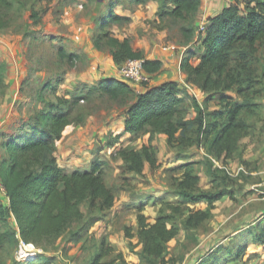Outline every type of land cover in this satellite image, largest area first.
<instances>
[{
	"label": "rangeland",
	"instance_id": "1",
	"mask_svg": "<svg viewBox=\"0 0 264 264\" xmlns=\"http://www.w3.org/2000/svg\"><path fill=\"white\" fill-rule=\"evenodd\" d=\"M232 1L243 9L247 0ZM6 2L4 5L0 3V67L5 68L0 73V106L5 116L10 113L8 117L15 120H6L4 130L7 129V133L1 131L3 126L0 128V144L11 137L9 135L18 129L22 121L29 119L43 103H56L54 97L57 96L84 98L72 117L74 123L83 122L67 127L62 138L56 142L57 164L67 171L88 170L92 160L99 159L105 184L114 195V205L92 227L84 228L89 223L88 218H84L74 222L55 241L42 243L41 246L33 244L37 252L31 260L18 259V241L15 244L6 243L0 251V264H89L100 252L102 242L115 251L114 255L104 258V262L113 261L116 252H120L123 257L121 263L143 264L139 260L142 245L137 239V216L141 214L153 224L164 203L179 201L174 192L182 178L184 165L194 163L193 170L199 177L201 191L214 189L218 181L207 170L210 165L208 157H213L208 143L202 139L199 144L171 148L164 136L150 138L148 134L133 141L130 135L124 133L123 119L129 103L89 94L93 86L102 79L112 78L114 74L115 63L108 61L111 58L109 49L101 45V50L97 51L92 45V38L100 33L97 29L99 22L109 12L110 0ZM113 2L115 14L122 13L117 6L127 10L126 0ZM73 3L77 4V8L73 7ZM134 10V13L137 12L139 7ZM145 11L143 9L134 14L138 21L111 25L103 31L115 38L129 39L135 51L142 52L146 60L154 59L150 61L161 63L159 72L148 75L150 80L146 85L155 87L161 82H177L183 86L180 80L183 75L178 71L180 58L187 49H192L195 55L193 63L197 60L201 50V45L196 42L198 33L188 44L179 31L181 23L175 24L169 18L160 20L151 14L145 15ZM68 14L74 18L72 24L63 20ZM67 24L72 26L67 27ZM198 26L196 23V31ZM59 49L77 54L82 60L74 66L63 62L57 57ZM122 64L117 65L118 68ZM250 68L257 70V65ZM47 81L51 87L44 91ZM243 81L247 85L246 73ZM146 85L141 89H132L140 93ZM198 91L196 89L195 92L197 102L206 113V122L212 123L213 116L208 114L221 111V106L214 99L206 101V95H200ZM39 92H42V99H38ZM245 93L250 102L241 117L250 126L249 134L239 141L234 159L225 162L215 159L219 166L229 167L232 172H236L237 164L242 165L245 173L235 177L227 175L221 187H226L232 196H225L214 203L212 218L196 230L180 231L166 245L159 264H196L219 248L231 250L236 247H246V252L233 264H264V244H254L251 235L258 231V223L264 225V123L259 122L264 121V84L254 81ZM226 95L239 103L242 101L232 92ZM5 96L10 100H4ZM37 99L42 102H36ZM194 116L190 110L182 118L192 121ZM193 129L190 126L184 133L187 142L193 139ZM115 137H120L118 145L129 144L136 150L142 145H153L158 168L151 171L145 166L140 176L126 172L122 161L112 157L114 148L106 145ZM187 207L194 211H206L208 208L204 202ZM7 228L11 232L17 231L12 220L7 222ZM3 230L0 225V232ZM220 256H224V252L221 251ZM37 259L43 261L38 262Z\"/></svg>",
	"mask_w": 264,
	"mask_h": 264
},
{
	"label": "trees",
	"instance_id": "2",
	"mask_svg": "<svg viewBox=\"0 0 264 264\" xmlns=\"http://www.w3.org/2000/svg\"><path fill=\"white\" fill-rule=\"evenodd\" d=\"M110 1L109 12L97 27L100 33L92 38L93 47L100 51L101 45H105L116 65L127 60H143L144 73L150 76L156 74L161 69L159 61L146 60L142 52L132 49L129 39L120 41L103 31L108 26L130 22L129 18L113 12L114 2ZM126 1L136 6L157 2V17L160 20L169 18L175 24L181 23L179 31L185 42L189 44L194 41L197 14L203 0ZM0 3L7 4L6 0H0ZM196 42L201 45L197 64L192 63L195 56L192 49H187L178 68L184 77V84L200 90L206 95V101L214 99L221 106V111L208 114L213 116L212 123L206 122V113L196 98L177 82H164L150 88L146 85L140 93H136L123 81L102 79L91 88L89 94L129 103L123 122L124 133L130 135L131 140L147 134L150 138L162 135L166 138L167 146L174 148L199 144L204 139L212 158L225 162L234 159L239 141L249 134L250 126L241 117L250 102L244 92L252 87L254 81L264 84V0H247L243 9L236 4L224 8L208 20L204 32L197 34ZM57 57L72 66L82 60L79 55L63 49L57 51ZM254 64L257 70L252 71L250 67ZM4 70V67H0L1 74ZM245 73L247 85L243 81ZM48 82L44 84V91L51 87ZM228 92L234 93L242 101H234L226 95ZM38 99H42V92L38 93ZM84 100L75 95L69 98L54 97L56 103H43L29 119L22 121L11 137L0 144V149L5 150V155L0 159V185L7 201L5 205L0 202V225L4 227L0 232V251L6 243H17V235L23 242L35 246L55 241L74 222L84 218H88L89 223L84 227L87 229L113 208L114 195L105 184L99 159H93L88 170L67 171L57 164L56 142L62 138L67 127L83 122L74 123L72 117ZM190 110L195 116L192 121H185L182 116ZM190 126L194 128L193 139L187 142L184 133ZM119 140L120 137H115L106 145L114 148L112 157L122 161L126 172L140 176L145 166L151 171L158 168L157 152L153 145H142L136 150L129 144L118 145ZM209 163L207 170L218 181L213 190L201 191L199 177L193 170L194 163L184 165L182 178L174 192L179 201L164 203L153 224L148 223L145 216H137V239L142 245L139 253L141 263L159 264L166 245L180 231L196 230L212 218L214 203L225 196H232L226 187H221L228 178L225 171L214 167L210 160ZM200 202L207 204L206 211H194L187 207ZM9 220L15 222L17 231H8ZM256 228L258 231L255 234L250 233L253 243L262 245L263 223H258ZM128 236L131 238L130 233ZM221 251L224 252L222 257ZM245 252L246 247L231 250L219 248L196 264H233ZM114 254L115 251L102 242L100 252L89 264H124L121 263L123 257L120 252H116L113 261H103ZM36 261L42 262L43 259Z\"/></svg>",
	"mask_w": 264,
	"mask_h": 264
},
{
	"label": "crops",
	"instance_id": "3",
	"mask_svg": "<svg viewBox=\"0 0 264 264\" xmlns=\"http://www.w3.org/2000/svg\"><path fill=\"white\" fill-rule=\"evenodd\" d=\"M231 4H234L232 0H203V5L201 6V8H200V10H199V12L197 14V20H196L197 26L198 25H201V24L207 26L208 25V20L210 18H213L214 16H216L224 8L228 7ZM127 5H130V4L128 3ZM127 5H126L127 10H124V8L122 6H117V7H119V9L121 8V12H122V13L120 12L121 14H118V16H120V17H127L130 20H135V15L134 14L135 13H139L140 10L143 11V9H146L145 15H150L151 14L154 17H157L156 11L158 10V4L155 1L149 2V4H146V6H143V5H137L136 6V5H132V4L130 6H127ZM73 7L74 8H77V4L76 3H73ZM135 7L136 8L139 7V10L134 13V11H135L134 8ZM142 7H143V9H141ZM144 7H146V8H144ZM112 10H113V8H112ZM123 10H124V12H123ZM142 15H144V14H142ZM73 19H74L73 16H71L69 14L66 17H63V20L64 21L67 20V22H69L70 24L73 23ZM63 20L60 21V22H62V24L64 22ZM135 21H138V19L136 18ZM70 24H67V27L72 26ZM117 39H119L120 41H122V39H120V38H117ZM131 47L135 51V49L133 48L132 44H131ZM183 56H184V53H183ZM150 60H154V59H150ZM108 61L113 63L112 58H110V60H108ZM197 62H198V60H196L194 63L192 61L193 65H196ZM113 66H114V74H113V77L110 78V79H114L116 81H121L122 79L120 78L119 73H118V66L116 64H114ZM179 73H180V71H179ZM182 78H184V77L182 76ZM161 83H163V82H161ZM148 87L150 88L151 86L149 85ZM7 99H8V96H5L4 100H7ZM8 100H10V99H8ZM1 106H0V128H2V126H3V128L1 129V131H6L5 133H7L8 132L7 129L4 130V124L6 123V120H9L10 119L8 117L10 115V113L5 116V114L3 113L4 110L2 109ZM11 119L12 120H15L14 118H11ZM5 136H7V135H5ZM9 136H12V133ZM4 153H5V150H1V152H0V159L5 155ZM0 202H2L4 205L7 202L6 201L5 194H4L3 190H2L1 185H0Z\"/></svg>",
	"mask_w": 264,
	"mask_h": 264
},
{
	"label": "built area",
	"instance_id": "4",
	"mask_svg": "<svg viewBox=\"0 0 264 264\" xmlns=\"http://www.w3.org/2000/svg\"><path fill=\"white\" fill-rule=\"evenodd\" d=\"M199 29H197V33L199 32H204L205 30V25H199ZM181 60V58H180ZM118 73L120 78L122 79L123 82L128 84L130 87H134L139 89L141 86L146 85L149 83V76L146 75L143 71V60H127L125 61L120 68H118ZM181 83L183 84V87L187 91V93L197 100V95H196V89L193 86L186 85L183 82V78L180 79ZM141 89V88H140ZM141 91V90H140ZM200 95H202L201 91H198ZM209 160L213 163V166L224 170L227 175H230L231 177H235L240 175L241 173H245V169L242 165L236 166V172H232V170H229V167L226 166H219L218 162L212 158L208 157ZM18 259L27 261L33 259L36 255V248L34 247L33 244L31 243H25L22 240L18 238Z\"/></svg>",
	"mask_w": 264,
	"mask_h": 264
}]
</instances>
